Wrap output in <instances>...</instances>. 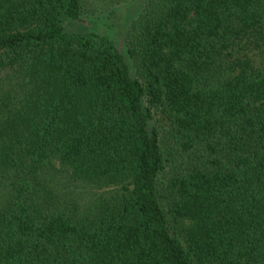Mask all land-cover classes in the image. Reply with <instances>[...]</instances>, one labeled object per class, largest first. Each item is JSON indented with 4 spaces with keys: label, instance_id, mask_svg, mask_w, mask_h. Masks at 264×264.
Instances as JSON below:
<instances>
[{
    "label": "trees",
    "instance_id": "trees-1",
    "mask_svg": "<svg viewBox=\"0 0 264 264\" xmlns=\"http://www.w3.org/2000/svg\"><path fill=\"white\" fill-rule=\"evenodd\" d=\"M0 0V264H264V0Z\"/></svg>",
    "mask_w": 264,
    "mask_h": 264
},
{
    "label": "rangeland",
    "instance_id": "rangeland-1",
    "mask_svg": "<svg viewBox=\"0 0 264 264\" xmlns=\"http://www.w3.org/2000/svg\"><path fill=\"white\" fill-rule=\"evenodd\" d=\"M144 1L128 0L117 6L98 10L80 21L68 20L66 30L77 33L98 32L110 36L124 55L131 73H134L135 65L128 53L125 38L131 18L138 14Z\"/></svg>",
    "mask_w": 264,
    "mask_h": 264
}]
</instances>
